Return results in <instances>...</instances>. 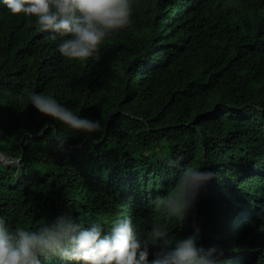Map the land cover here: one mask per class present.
I'll return each instance as SVG.
<instances>
[{
  "label": "trees",
  "instance_id": "16d2710c",
  "mask_svg": "<svg viewBox=\"0 0 264 264\" xmlns=\"http://www.w3.org/2000/svg\"><path fill=\"white\" fill-rule=\"evenodd\" d=\"M58 43L0 5V216L10 227L64 214L110 227L131 215L142 236L160 225L178 240L198 226L220 264H264V0H134L131 25L98 57L69 60ZM32 92L103 131L43 116ZM185 166L214 176L181 222L150 202Z\"/></svg>",
  "mask_w": 264,
  "mask_h": 264
},
{
  "label": "clouds",
  "instance_id": "9594fccd",
  "mask_svg": "<svg viewBox=\"0 0 264 264\" xmlns=\"http://www.w3.org/2000/svg\"><path fill=\"white\" fill-rule=\"evenodd\" d=\"M0 5L12 15L34 17L40 31L59 38L57 50L63 57L81 62L98 57L110 34L130 26L134 10V0H0ZM28 101L43 116L78 133L91 137L103 131L101 120L78 115L50 94L32 92ZM54 139L61 146L66 143L60 136ZM169 165L176 166L174 161ZM213 176L199 167H180L175 186L150 204L182 222ZM200 238L198 226L178 240L169 239V229L160 225L142 236L131 215L105 227L100 221L85 224L64 214L32 229H12L0 216V264H41V257L59 258L64 264H220L217 248L203 247ZM152 245L160 250L150 252Z\"/></svg>",
  "mask_w": 264,
  "mask_h": 264
},
{
  "label": "bare ground",
  "instance_id": "6f19581e",
  "mask_svg": "<svg viewBox=\"0 0 264 264\" xmlns=\"http://www.w3.org/2000/svg\"><path fill=\"white\" fill-rule=\"evenodd\" d=\"M2 161L5 163H9L5 157H2Z\"/></svg>",
  "mask_w": 264,
  "mask_h": 264
}]
</instances>
